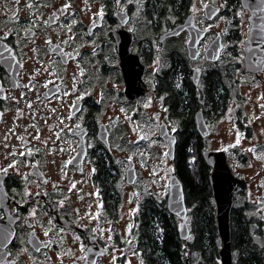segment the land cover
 <instances>
[{
  "label": "flooded vegetation",
  "instance_id": "flooded-vegetation-1",
  "mask_svg": "<svg viewBox=\"0 0 264 264\" xmlns=\"http://www.w3.org/2000/svg\"><path fill=\"white\" fill-rule=\"evenodd\" d=\"M191 29L202 32L194 57ZM184 36V53L166 48ZM262 129L264 0H0V264H147L144 218L171 214L186 246L191 216L209 210L199 264H223L207 155L236 182L233 264L255 252L263 264L264 162L242 146ZM184 170L197 174L199 202ZM172 174L187 239L170 211Z\"/></svg>",
  "mask_w": 264,
  "mask_h": 264
},
{
  "label": "trees",
  "instance_id": "trees-1",
  "mask_svg": "<svg viewBox=\"0 0 264 264\" xmlns=\"http://www.w3.org/2000/svg\"><path fill=\"white\" fill-rule=\"evenodd\" d=\"M185 173L187 175V178L189 179L185 180L189 181V186H192L190 195L195 202H199L200 199L205 197V193L204 189H197V186H199L198 182L195 179L197 177V174H194L193 172L189 173L187 171H185ZM180 176L184 180L182 171L180 172ZM185 187L188 188L186 183ZM206 189L208 190V188ZM205 201L206 199L204 198V201L201 203H205L206 205H208V203ZM206 208V210H208V206ZM158 218L159 222L155 221L154 217L144 218V224L141 229L145 241L143 242V250L146 253L144 259H146L147 264H193V255L197 253L199 256L200 252L199 246L201 231H204L207 237L211 236L214 219V215L212 214V212L209 210L205 214L203 212L194 214L193 219L195 223V240L192 243L190 242L186 246H184L183 241L178 236L177 223L175 218L171 214L170 219H168L166 216H164L163 219L162 216H158ZM161 222L164 226V231L162 230L163 232L159 228H157V223L161 224ZM235 237L237 239L244 240V243L247 245L248 240L252 236L245 235L242 229L235 234ZM245 253L250 254L247 252ZM253 255L254 258H252V264H262L261 257L259 256L260 253L255 252Z\"/></svg>",
  "mask_w": 264,
  "mask_h": 264
},
{
  "label": "water",
  "instance_id": "water-1",
  "mask_svg": "<svg viewBox=\"0 0 264 264\" xmlns=\"http://www.w3.org/2000/svg\"><path fill=\"white\" fill-rule=\"evenodd\" d=\"M218 11V8H217ZM217 11L212 12L211 15L217 13ZM185 28H188V24H182L176 27L174 30H171L167 35H177ZM191 33H194V37L191 36V41L194 43V49L190 48L191 56L194 57L197 52V42L202 36L201 31H197L195 29L190 30ZM222 42L220 38L215 39L207 49V57L209 59H217L222 49ZM248 66L249 63L247 62ZM161 136L168 142L170 149V159L172 160L175 155V143L176 139L173 135L169 134L167 127L165 124L161 126ZM208 162L212 165L215 170L210 177L213 196L216 202V216L218 220V233L223 241V247L221 249V257L223 258V264H233V251H232V230H231V211L233 206V193L236 185L235 181L229 183L226 187V193L224 195L219 191V183L223 182V179L220 176H230L229 173H225V170L228 168V165L225 161L222 166L217 165L215 155H207ZM222 168V169H221ZM226 168V169H225ZM231 178V176H230ZM219 192V193H218ZM170 211L176 214L181 219V229L180 235L183 239H187L189 236V228H188V217H187V208L184 202V191L181 181L179 180L176 174H172L170 176ZM97 255L94 254V261L96 260ZM93 261V262H94ZM263 264H264V252H263Z\"/></svg>",
  "mask_w": 264,
  "mask_h": 264
},
{
  "label": "rangeland",
  "instance_id": "rangeland-1",
  "mask_svg": "<svg viewBox=\"0 0 264 264\" xmlns=\"http://www.w3.org/2000/svg\"><path fill=\"white\" fill-rule=\"evenodd\" d=\"M219 20V19H218ZM218 20L214 23V26L213 28H215L217 30V24H222V27H224L225 23L224 21H226L225 18H221L218 22ZM218 22V23H217ZM184 39H185V36L184 37H181L180 39H176V38H171L169 41V43L167 44L166 48H170V52L172 51H180L181 53H184ZM167 65V64H166ZM164 65V67L166 66ZM160 120V119H159ZM263 130H259V134L257 137L255 138H250L248 139V137L242 142V146L247 148L248 151L252 154V157L255 158L256 162H260L261 164H263L264 162V151H263V147H264V138H263ZM221 133H223L225 135V130L221 129ZM220 134H214L213 135V139L215 142H217V137L219 136ZM263 147H262V146ZM261 155H263L261 157ZM171 169H172V165H171V162H170V173H171ZM239 169V168H237ZM249 169H251V167L249 168H245V169H239L241 170L242 172L243 171H249ZM199 184V183H198ZM255 214L258 215V209H256L255 211ZM193 218V215L191 216ZM259 217V216H258ZM259 218H263L264 219V215H260ZM262 220V219H261ZM191 222V221H190ZM262 238V237H261ZM190 240H192V238H189ZM189 241V240H188ZM258 245L260 247H263L264 245V239H260V241H258ZM194 261H193V264H199V256L197 253H195L194 255ZM131 261L135 264H140L139 262H137L134 258L131 259Z\"/></svg>",
  "mask_w": 264,
  "mask_h": 264
},
{
  "label": "bare ground",
  "instance_id": "bare-ground-1",
  "mask_svg": "<svg viewBox=\"0 0 264 264\" xmlns=\"http://www.w3.org/2000/svg\"><path fill=\"white\" fill-rule=\"evenodd\" d=\"M192 36L194 37V33L192 32ZM220 178H222L223 179V182H220L219 183V191H220V193L221 194H223L224 195V192L226 193V189H225V186L227 185H229V183L231 182V180H232V178H230V176H227V175H223V176H220ZM226 186V187H227ZM219 193V192H218ZM222 260H223V258H222Z\"/></svg>",
  "mask_w": 264,
  "mask_h": 264
},
{
  "label": "snow or ice",
  "instance_id": "snow-or-ice-1",
  "mask_svg": "<svg viewBox=\"0 0 264 264\" xmlns=\"http://www.w3.org/2000/svg\"><path fill=\"white\" fill-rule=\"evenodd\" d=\"M6 171V170H5Z\"/></svg>",
  "mask_w": 264,
  "mask_h": 264
}]
</instances>
